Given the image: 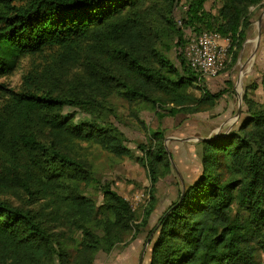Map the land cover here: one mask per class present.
<instances>
[{"label": "trees", "instance_id": "16d2710c", "mask_svg": "<svg viewBox=\"0 0 264 264\" xmlns=\"http://www.w3.org/2000/svg\"><path fill=\"white\" fill-rule=\"evenodd\" d=\"M181 1L0 0V79L23 58L42 56L18 89L0 80V264H95L99 252L113 251L148 226L158 184L172 170L164 131H152L149 142L138 145L150 180L139 223L109 182H98L100 204L88 194L95 171L74 144L132 155L112 121L113 96L170 114L217 105L223 90L199 86L205 78L185 56L179 54L177 66L166 52L183 45L182 27H189L192 35L214 31L227 38L235 62L252 26L251 8L263 0H218L216 13L207 0H186L178 27L173 14ZM260 85L264 91V76ZM242 100L237 128L199 141L201 171L179 187L149 230L147 264L260 263L264 102L247 91Z\"/></svg>", "mask_w": 264, "mask_h": 264}, {"label": "rangeland", "instance_id": "374dc122", "mask_svg": "<svg viewBox=\"0 0 264 264\" xmlns=\"http://www.w3.org/2000/svg\"><path fill=\"white\" fill-rule=\"evenodd\" d=\"M262 3L263 5L260 7L251 8L253 13L252 26L236 61H232V53L230 52L220 72L216 76L199 83V86L212 93L223 90L222 96L213 109L194 114L183 112L170 114L167 110L143 104H129L117 96H113L112 102L115 105L117 117L112 121L123 132L126 139L125 144L132 149V155L118 158L95 144L87 142L74 144L75 154L88 160L95 171L94 185L87 189L88 194L96 203L100 204L102 194L96 188L98 182H109L116 191L130 202L137 216L136 223L140 222L143 210L150 199V180L146 168L140 161L142 152L138 149V145L147 144L152 131L163 130L165 145L172 162L171 172L158 184L156 193L158 202L155 211L150 216L148 226L141 227L135 239L128 243L118 244L113 251L109 253L99 252L95 264L124 263L123 256L126 248L134 244H139L134 263L138 264L145 248L142 264H147L151 247L150 239L153 235L147 238L149 230L157 223L169 203L175 199L179 187L181 185L183 187V184L192 183L201 171L200 138L219 136L237 128L241 117L244 115L241 111L238 115V110L243 109L242 99L246 91L249 96L264 102V91L260 85L264 76V0ZM184 5H187L186 0H182L178 4L173 14V20L178 27L183 26L178 24V20H183V17L186 16ZM205 5L212 13H216L218 0H207ZM261 15V36L258 39V20ZM182 30L185 40L183 45L174 44L172 49L166 52L170 61L177 66L180 65L179 54L184 57L185 46L194 33L189 27H182ZM222 43L229 46V41ZM41 61L42 56L25 57L12 75L0 80L18 89L21 84V76L31 63ZM249 82H254L256 87L247 90L246 84ZM194 91L199 95L201 90L194 88ZM72 111L71 108L65 109V113ZM80 117L82 114L77 115V118ZM13 201L17 204L21 202L17 198H13ZM39 205L40 203L34 204L36 207ZM259 264H264V256L260 258Z\"/></svg>", "mask_w": 264, "mask_h": 264}, {"label": "built area", "instance_id": "2783aa9c", "mask_svg": "<svg viewBox=\"0 0 264 264\" xmlns=\"http://www.w3.org/2000/svg\"><path fill=\"white\" fill-rule=\"evenodd\" d=\"M183 8L187 10V5ZM182 25V20H178ZM228 41L219 33L214 31H203L197 35L190 36L184 49V56L190 66L200 73L201 77L207 79L216 76L224 67L228 59Z\"/></svg>", "mask_w": 264, "mask_h": 264}, {"label": "crops", "instance_id": "0c3cea01", "mask_svg": "<svg viewBox=\"0 0 264 264\" xmlns=\"http://www.w3.org/2000/svg\"><path fill=\"white\" fill-rule=\"evenodd\" d=\"M129 246L126 248L124 256H123V259H125V261L124 263H121V264H135L134 262L137 257L139 244H134V245H129Z\"/></svg>", "mask_w": 264, "mask_h": 264}, {"label": "water", "instance_id": "95a60500", "mask_svg": "<svg viewBox=\"0 0 264 264\" xmlns=\"http://www.w3.org/2000/svg\"><path fill=\"white\" fill-rule=\"evenodd\" d=\"M263 14H264V12H263ZM262 15L259 17V20H258V25H259L258 39H260V36H261L260 24H261V20H262ZM240 111L241 110L239 109L238 110V115L240 114ZM204 139H207V138H200V140H204ZM183 189H184V184H183ZM144 252H145V248H144V250H143V252H142V254L140 256V260H139L138 264H142Z\"/></svg>", "mask_w": 264, "mask_h": 264}, {"label": "bare ground", "instance_id": "6f19581e", "mask_svg": "<svg viewBox=\"0 0 264 264\" xmlns=\"http://www.w3.org/2000/svg\"><path fill=\"white\" fill-rule=\"evenodd\" d=\"M192 36V35H191ZM229 50L231 51V49L229 48ZM184 53V52H183ZM203 78V77H202Z\"/></svg>", "mask_w": 264, "mask_h": 264}]
</instances>
